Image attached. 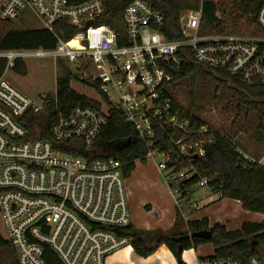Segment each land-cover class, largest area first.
Instances as JSON below:
<instances>
[{
    "label": "built area",
    "instance_id": "1",
    "mask_svg": "<svg viewBox=\"0 0 264 264\" xmlns=\"http://www.w3.org/2000/svg\"><path fill=\"white\" fill-rule=\"evenodd\" d=\"M26 9L58 43L53 49L0 51L7 60L0 76V214L8 242L18 264H108L112 254L132 246V238L122 232L133 226L124 163L102 155L109 108L133 125L147 158L162 155L160 170L174 169L176 161L171 150L157 148L158 127L170 129L180 155L188 160L204 156L215 130L197 126L173 107L166 95L173 80L169 70L182 65L179 52L188 48L207 67L264 84V0L256 15L259 34L251 38L208 32L201 5L181 14L183 37L170 40L163 31L164 14L145 0H133L122 26L114 20L115 28L100 21L108 13L104 0H0V19L17 21ZM65 23L79 29L69 40L61 37ZM27 57L77 63L82 74L72 81L92 89L97 84L100 108L78 105L64 111L55 92L50 115L47 94L36 100L5 77ZM192 174L183 169L165 178L177 202L183 195L176 184ZM207 185L202 179L198 187ZM201 264L241 263L206 258ZM249 264L263 263L253 256Z\"/></svg>",
    "mask_w": 264,
    "mask_h": 264
},
{
    "label": "trees",
    "instance_id": "2",
    "mask_svg": "<svg viewBox=\"0 0 264 264\" xmlns=\"http://www.w3.org/2000/svg\"><path fill=\"white\" fill-rule=\"evenodd\" d=\"M72 4H80L89 0H69ZM133 0H104L108 7V13L101 22L108 23L112 27H117L116 22L121 21L125 8ZM156 10L165 16V35L170 40H177L183 37L180 27L181 14L189 9H196L202 5L203 8V27L215 26L219 22L218 13H225L231 8L238 13L235 20L246 18L259 32L260 26L256 15L260 10L263 0H145ZM16 21L0 19V51L2 50H34V49H53L58 40L56 36L45 28L41 29H18L15 27ZM222 22V21H221ZM61 37L65 40L71 39L79 32V29L66 25ZM179 57L182 65L176 69L171 68L170 74L173 76L169 84L176 88L179 83L185 86L187 105L178 102L173 90L166 88V95L172 98L173 107L179 111L183 118H189L197 126L209 125L215 130V139L206 146V154L188 160L176 146L170 141L167 127H158L160 140L157 148L160 151L171 150L172 160L176 161L174 172L183 169L192 171L189 179L180 180L176 186L182 192L181 202L187 199L192 191L198 187L202 179H208L207 187L213 192L220 193L223 198L237 199L242 202L245 209L264 213V165L258 160L250 158L245 154V149L241 150L225 132L213 128L209 122L203 119L200 113L202 103L215 100L220 91H228L235 96L237 101V114L257 113L259 124L256 127L254 141L264 144V84L259 80L246 82L239 76L233 75L223 69H213L199 63L188 48L180 50ZM60 71L57 78V98L59 106L64 111H70L74 107L91 106L100 108L99 102L92 97L77 92L72 87V80L79 79L71 70L65 66V60H58ZM7 60L0 58V76L4 73ZM14 71L22 75L28 74L26 62L18 60ZM96 87L97 84H92ZM98 92V90H97ZM99 93V92H98ZM48 95V112L52 115L54 102L53 97ZM221 96V94H220ZM222 97V96H221ZM221 97H219L221 99ZM229 107V106H228ZM227 110V109H225ZM197 112V113H196ZM109 122L103 130L101 139L105 145V154L124 163L125 177H129L136 167L137 161L147 160L148 149L142 142L133 127L125 119L124 114L114 107L109 108ZM264 152V148L262 150ZM261 152V153H262ZM172 187H175L173 185ZM178 219L175 227L165 233L160 230L143 231L129 227L122 232L132 238V247L135 253L141 257H149L154 254L161 246H167L175 255L181 245L183 251L200 244L211 242L215 247L213 256L210 259H230L241 264H249L251 257L258 256L261 259L258 248L264 247V220L261 222H245L239 230L230 231L225 225L216 224L209 227L206 219L188 221L186 231L180 228L181 212L178 208ZM209 230L212 236L209 239L199 237L186 238L187 235ZM5 247L14 249L10 243L0 236V263L4 254ZM206 259V258H204ZM14 263L18 264L14 251ZM181 264H185L181 262Z\"/></svg>",
    "mask_w": 264,
    "mask_h": 264
},
{
    "label": "rangeland",
    "instance_id": "3",
    "mask_svg": "<svg viewBox=\"0 0 264 264\" xmlns=\"http://www.w3.org/2000/svg\"><path fill=\"white\" fill-rule=\"evenodd\" d=\"M211 1H215L218 3V1L220 0ZM225 1L228 2L231 0ZM237 16L238 13H236V11L231 14V8H228L225 13H218L220 21L217 22L215 26L207 27L206 30H208V32L212 34H237L249 38L258 36L259 33L254 25H252L246 18L243 17L240 18V21L237 22L235 20ZM15 27L18 29H41L43 28V24L31 9H26L23 12L22 17L15 22ZM25 62L28 69L27 75H22L15 72L14 70H10L5 74L6 79H8L14 86L23 90L25 93L36 100H38L40 96L45 94L53 96V94L57 91V78L61 67L58 60H55L52 57H27L25 59ZM65 66H67L75 75L81 76L82 69L77 63L65 61ZM72 87L77 92L92 97L95 100L102 99L97 90L92 89L90 86H86L81 81H72ZM175 87L176 88L171 86L169 87V89L173 90L174 88L173 93L176 100L181 104L187 105L185 86H183L182 83H179ZM220 94L222 97L220 96ZM218 96L221 97V99L218 97L215 100H211V102L208 100L207 103H202L201 106L203 107L198 114L203 119L207 120L213 128L220 130L221 132H225L229 138H231L238 144V147L241 150L245 149L246 154H251L253 156L256 151H261V149L257 150L253 147V145H255L254 134L256 132V127L258 126L260 119L259 115L257 113H251L250 115H246V113H240L241 115L238 116V111L236 108L237 101L235 100V96L228 91H224L223 93L220 91ZM147 160L151 164H153V166H157L160 162H163L164 158L158 152H155L154 157ZM136 164H142V161H137ZM173 171V168H168L161 170V173L166 178L171 175ZM207 192L208 191L206 188L196 187L192 191V199L199 197V195L205 194ZM164 196L165 195L163 194L162 189L158 186L157 183H155V181L151 180V183L148 182L146 186L142 188L141 192H138L137 194L138 204L141 201H145L146 199L150 201L141 206V214L138 212L137 208L136 211L138 213V218H140V220L141 218L150 219L146 213H150L151 217L160 216L159 213H162L160 211H162L161 209L164 203L165 208L168 204V201ZM176 203L177 205L180 204V202ZM182 203L183 202H181V204ZM151 205L155 206L156 208L151 207ZM0 231L5 239L8 240V236L4 230L1 214ZM203 245H210V248L213 247V243L211 242L203 243ZM263 250L264 247L259 251L260 256L261 253L264 254ZM4 252V254L6 255V264H13L14 251L10 247H5ZM115 253H117V251ZM115 253L108 258V264L117 263L116 260L114 261Z\"/></svg>",
    "mask_w": 264,
    "mask_h": 264
},
{
    "label": "crops",
    "instance_id": "4",
    "mask_svg": "<svg viewBox=\"0 0 264 264\" xmlns=\"http://www.w3.org/2000/svg\"><path fill=\"white\" fill-rule=\"evenodd\" d=\"M253 147L257 150L261 149V151H256L253 156L251 154H245L253 159H255V156L256 158L258 157V161L264 165V152H262L264 144L255 142ZM136 166L137 169L135 167L129 178H126V186L133 226L139 230L149 232L160 230L165 233L169 232L175 227L177 223L178 208L181 212L180 228L183 232L188 229V221L206 219L208 221L209 227H212L216 224H222L225 225L228 230L235 231L239 230L245 222H261L264 220V213L247 210L244 208L241 201L237 199L223 198L220 193L213 192L207 186L203 187L207 189V193L201 194L199 197L193 199L191 193V196L182 201V206H179L176 203L177 198L173 194L171 188L168 187L169 185L167 184L166 179L161 173L158 165L153 166V164L146 160L145 162H142V164H136ZM151 180L155 181V183H157L162 189L168 204L165 208L164 203L161 209L162 211H160L162 213H159L160 216L151 217L150 213H146L150 219L141 218L140 220L136 211L137 208L138 212L141 214V206L150 201L146 199L145 201H141L138 204L137 194L138 192H141L142 188L146 186L148 182L151 183ZM151 207L155 206L151 205ZM4 230L6 232L5 226ZM0 236L4 240L8 241L5 239L1 231ZM209 246L200 244L197 247L186 249L182 252L181 259H179L178 256L175 255L165 245L161 246L154 254L149 257H141L137 255L133 247L130 246L117 251L114 256V261L116 260V264H181V262H184L185 264H201L202 259L211 257L214 254V245L212 248ZM261 249H263V247L258 248L259 251ZM1 260V264H3V262L6 264L5 254H3ZM261 260L264 264V254L262 253Z\"/></svg>",
    "mask_w": 264,
    "mask_h": 264
},
{
    "label": "water",
    "instance_id": "5",
    "mask_svg": "<svg viewBox=\"0 0 264 264\" xmlns=\"http://www.w3.org/2000/svg\"><path fill=\"white\" fill-rule=\"evenodd\" d=\"M92 22H89L88 25H90ZM173 164V162H169V166L171 167ZM212 236L211 231L209 230H202L199 232H194L191 233L189 235L186 236V238H194V237H199V238H203V239H209ZM183 249L182 246L180 245L178 247V251H177V256L179 259H181V255H182Z\"/></svg>",
    "mask_w": 264,
    "mask_h": 264
},
{
    "label": "bare ground",
    "instance_id": "6",
    "mask_svg": "<svg viewBox=\"0 0 264 264\" xmlns=\"http://www.w3.org/2000/svg\"><path fill=\"white\" fill-rule=\"evenodd\" d=\"M72 43L75 44L76 43V40H73Z\"/></svg>",
    "mask_w": 264,
    "mask_h": 264
}]
</instances>
